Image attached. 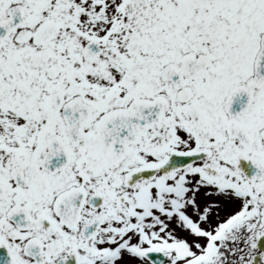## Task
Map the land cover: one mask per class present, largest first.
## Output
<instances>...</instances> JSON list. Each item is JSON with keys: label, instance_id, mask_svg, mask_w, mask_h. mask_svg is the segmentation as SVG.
<instances>
[{"label": "snow or ice", "instance_id": "snow-or-ice-1", "mask_svg": "<svg viewBox=\"0 0 264 264\" xmlns=\"http://www.w3.org/2000/svg\"><path fill=\"white\" fill-rule=\"evenodd\" d=\"M0 264H264V0H0Z\"/></svg>", "mask_w": 264, "mask_h": 264}]
</instances>
